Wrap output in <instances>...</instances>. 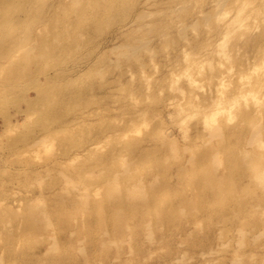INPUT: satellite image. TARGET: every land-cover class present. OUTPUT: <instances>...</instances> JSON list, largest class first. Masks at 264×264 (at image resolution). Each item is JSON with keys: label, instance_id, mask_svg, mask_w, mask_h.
I'll use <instances>...</instances> for the list:
<instances>
[{"label": "rangeland", "instance_id": "1", "mask_svg": "<svg viewBox=\"0 0 264 264\" xmlns=\"http://www.w3.org/2000/svg\"><path fill=\"white\" fill-rule=\"evenodd\" d=\"M262 48L264 0H0V264H264Z\"/></svg>", "mask_w": 264, "mask_h": 264}, {"label": "bare ground", "instance_id": "2", "mask_svg": "<svg viewBox=\"0 0 264 264\" xmlns=\"http://www.w3.org/2000/svg\"><path fill=\"white\" fill-rule=\"evenodd\" d=\"M162 4V3H161ZM182 9H174L173 10V12H175V13H178V12H180ZM223 10H226V7L224 6V8H223ZM237 11H241V8H237L236 9ZM213 17H217V16H215L214 14H212L211 16H210V19H212ZM250 18H252V16L250 15ZM232 26H228L227 27V34H231L233 31H240V30H243L245 27H244V22L242 21V22H240L239 24H238V26L237 27H234V28H231ZM247 27V26H246ZM246 29V28H245ZM244 29V30H245ZM262 37V36H261ZM139 44V45H138ZM138 44L134 47V48H132L131 47V51H130V53H126V52H123V53H121V56H123L125 59L126 58H131V57H135V56H137V58L139 59V60H141V58L143 59V56H144V54L143 55H141L140 54V51H142L143 50V41H138ZM264 56V49L262 48L261 49V56ZM226 59L228 60V58L226 57ZM232 66H233V64H232ZM231 70L230 71H232V69H234V67H232V68H230ZM260 85L263 87L264 86V82H260ZM240 93H244V92H240ZM253 100H254V102H252V103H248L249 101H250V99H248L247 100V103H248V105H251V106H253V105H258L259 104V98L258 97H254L253 98ZM228 100H224L223 98L221 99V100H216L215 102H213L212 103V105H214L213 107H210V106H205L206 108H208V109H210V113L211 114H213V115H215L214 117H212L211 119H210V121H207L206 119L208 118V117H210V115H209V113H205L204 115H203V123H204V125H203V127H205L206 129H208V131H209V133H210V136L211 137H220V138H225V137H227L228 136V134H229V132H230V129L228 128V126H226L227 124L225 123V124H222V126H220L219 128H213L212 127V125H211V122H213V121H216L217 119H219V118H225L226 117V114H225V112H224V110H225V107H224V105H225V102H227ZM236 104H242L241 103V100H239V101H236L235 102ZM187 111H189V104H187V103H181V104H179V106H178V109H177V112L178 113H180V114H184L185 112H187ZM143 120L139 123V129H145V130H148L149 128H150V125H151V121H150V119H149V117H148V115H144L143 116V118H142ZM228 119V118H227ZM262 136H264V127H262L261 129H260V132H259ZM259 144L261 145V143L259 142ZM258 144V145H259ZM140 147H142V146H140V145H136L135 146V149H138V148H140ZM178 152H180V149H177V150H173V153H178ZM255 169H256V171H258L257 173H256V175L254 176V181L257 183V184H259V185H263L264 186V167H260V166H255ZM146 194H144V196H145ZM243 240V239H242Z\"/></svg>", "mask_w": 264, "mask_h": 264}]
</instances>
